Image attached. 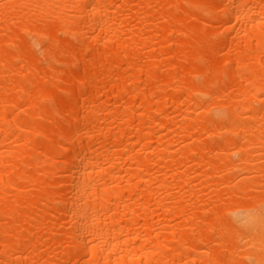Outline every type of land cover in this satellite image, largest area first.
I'll return each instance as SVG.
<instances>
[{
	"label": "bare ground",
	"instance_id": "bare-ground-1",
	"mask_svg": "<svg viewBox=\"0 0 264 264\" xmlns=\"http://www.w3.org/2000/svg\"><path fill=\"white\" fill-rule=\"evenodd\" d=\"M0 264H264V0H0Z\"/></svg>",
	"mask_w": 264,
	"mask_h": 264
}]
</instances>
